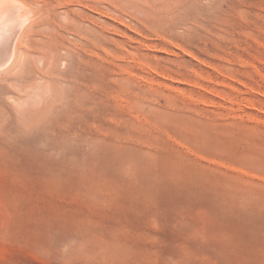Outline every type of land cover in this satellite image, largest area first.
<instances>
[{"label": "rangeland", "instance_id": "1", "mask_svg": "<svg viewBox=\"0 0 264 264\" xmlns=\"http://www.w3.org/2000/svg\"><path fill=\"white\" fill-rule=\"evenodd\" d=\"M173 1L29 29L61 83L28 121L51 69L0 75V264H264V0Z\"/></svg>", "mask_w": 264, "mask_h": 264}, {"label": "bare ground", "instance_id": "2", "mask_svg": "<svg viewBox=\"0 0 264 264\" xmlns=\"http://www.w3.org/2000/svg\"><path fill=\"white\" fill-rule=\"evenodd\" d=\"M83 1H85L84 3H88V5L86 6L85 4H83ZM107 1H109V0H0V75L2 74H7L8 73V75H12V76H14L15 74H16V72H17V70L18 69H21V70H19V72H24V71H29L30 69H28L29 68V66H32L33 64H36V63H38V64H40V65H38L40 68H42L44 71H45V69L46 70H48V69H51L49 72H50V76H48V75H42L41 77H38V78H34V79H28V77L29 76H27L26 74H25V72L23 73L24 75H26L27 76V79H24V80H27L26 81V83L25 84H23V85H16V84H14V83H11L12 85H13V89H14V87H19L18 89L20 90V88L22 89V91L23 92H20L19 90V92L20 93H23V94H25V90H27L28 88H31V90H29V92H32L31 93V95H21V96H23L22 98L20 97V98H16L17 100H16V104H18V105H21V106H19L18 107V109L17 110H19L20 112V115H22L23 116V118L25 119V120H28V119H26V118H29L30 119V117H28L31 113L33 114V112H34V109H33V107H35V106H37V105H43L44 106V101L43 100H47V98L48 97H50V98H48V100H47V102L46 103H48V101L50 102V100L49 99H51L52 98V96H49V95H52L53 94V92L56 94L57 92L56 91H58V90H60V89H57V88H59V86H60V83H61V78L59 77V69L57 70V67L54 65L55 63H53L52 64V66H50L51 65V62L53 61L52 59H53V54H54V51H53V49H52V46H51V42L49 43L48 42V40L46 41V40H44L45 38H43L44 37V35H42L43 37H42V39L43 40H41V42H39L38 40L36 41V39L35 38H33V37H31V35H30V31H29V29H34L35 27L38 29H40V30H42V31H45V30H49L50 28H49V24H47V25H39V27H37L38 25H36L37 24V21L42 17V18H44V16L45 17H51L49 14H50V9L52 10V8L53 7H55V4H56V6L57 7H61L62 6V8H60L61 10H60V12H58V10H57V12H58V14L56 13V17H57V21H58V19H61V21L60 22H63L64 23V21L66 22V24L67 25H77L79 22H78V14H79V9H81L82 8V5H84V6H86V9L88 10V11H90L91 13H94V14H96V15H98L100 18H101V20L102 19H112L113 21L115 20L116 21V19L117 18H114L113 16H115L113 13V16H112V14L110 15V14H108L107 12H103V11H100V9L98 10L96 7H100V5H104V4H106L107 3ZM112 1V0H111ZM118 1H121L123 4H127L128 6H130V7H134V8H137V9H139L140 7L142 8V7H144V5H146V6H152L151 4H153L154 2V4H156V2H158L159 3V5H161V4H163L164 6H165V4L167 5V4H169L171 1L172 2H174L173 0H118ZM178 1H180V0H178ZM176 2V1H175ZM183 2V1H182ZM90 3V4H89ZM58 4V5H57ZM93 6H92V5ZM117 4V3H116ZM52 5H53V7H52ZM97 5V6H96ZM163 5H161L162 7H163ZM83 6V7H84ZM108 6V5H107ZM109 6H111V5H109ZM156 6H157V4H156ZM156 6H155V8H156ZM50 7H52V8H50ZM57 7H55V8H57ZM116 7V6H115ZM122 7H125V6H122ZM166 7V6H165ZM101 8V7H100ZM108 8V7H107ZM169 8H171V7H168V9ZM176 8V7H175ZM179 8V7H178ZM185 8V7H184ZM85 9V8H84ZM116 9V8H115ZM144 9V8H143ZM143 9H140V11H142ZM157 9V8H156ZM159 9H161V8H159ZM86 10V11H87ZM102 10H104V9H102ZM109 10V9H108ZM119 10V9H118ZM132 10H134L133 8H132ZM107 11V10H106ZM135 11V10H134ZM144 11V10H143ZM147 11V10H146ZM146 11H144V12H146ZM159 11H161V10H159ZM111 12V11H110ZM114 12V11H113ZM136 12V11H135ZM123 14H124V12H123ZM126 14V13H125ZM136 14H138V13H136ZM189 14V13H188ZM119 15V14H118ZM95 16V15H94ZM148 16H149V13H148ZM116 17V16H115ZM123 17V16H122ZM121 17V18H122ZM135 17V16H134ZM52 18V17H51ZM54 18V17H53ZM82 18V17H81ZM128 18V17H127ZM151 18H153V17H151ZM86 19V18H85ZM96 19V18H95ZM111 19H110V21H111ZM119 19V18H118ZM123 19V18H122ZM63 20V21H62ZM54 21V20H53ZM124 21V20H123ZM52 22V21H51ZM95 22V21H94ZM55 23V22H54ZM63 23H62V26L61 27H63L64 25H63ZM92 23V22H91ZM122 23H124L125 24V22H122L121 20H119L118 21V23H117V25H116V28H118V29H120V26H122ZM59 24V23H58ZM88 25V24H87ZM84 26V25H83ZM95 26V25H94ZM99 26V25H98ZM124 26V25H123ZM126 26V25H125ZM127 26H129V25H127ZM137 26V25H136ZM51 27V26H50ZM53 27V26H52ZM67 26L65 25V28H66ZM72 27H74V26H72ZM88 27V26H87ZM146 27V26H145ZM35 28V30L36 31H39V30H37ZM49 28V29H48ZM54 28V27H53ZM60 28V27H59ZM64 28V27H63ZM71 28V27H70ZM83 28H86V26L85 27H83ZM82 28V29H83ZM103 28V27H102ZM105 28V27H104ZM114 28V27H113ZM126 28H128V27H126ZM131 28V27H130ZM130 28H129V30H130ZM71 29H73V28H71ZM94 29V28H93ZM133 29V28H132ZM131 29V30H132ZM153 29H155V28H153ZM152 29V30H153ZM66 30V29H65ZM149 30V29H148ZM41 31V32H42ZM96 31V30H95ZM133 31V30H132ZM136 31V30H135ZM150 31V30H149ZM155 31V30H154ZM153 31V32H154ZM27 32H29V35L27 34ZM65 32V31H64ZM69 32V31H68ZM80 32V31H79ZM112 32V31H111ZM121 32V31H120ZM119 32V33H120ZM134 32V31H133ZM137 32V31H136ZM156 32V31H155ZM57 33V32H56ZM72 33V32H71ZM115 33V32H114ZM122 33V32H121ZM121 33H120V35H121ZM73 34V33H72ZM96 34V33H95ZM139 34V33H138ZM54 35V34H53ZM75 35V34H74ZM99 35V34H98ZM33 36V35H32ZM36 36V35H35ZM46 36V35H45ZM112 36V35H111ZM127 36V35H126ZM141 36H142V34H141ZM41 37V36H40ZM58 37H59V35H58ZM118 37V36H117ZM124 37H125V35H124ZM159 37V36H158ZM39 38V37H38ZM48 38V37H47ZM46 38V39H47ZM93 38V37H92ZM64 39V38H63ZM106 39V38H105ZM130 39V38H129ZM128 39V40H129ZM66 40V39H65ZM64 40V41H65ZM107 40V39H106ZM106 40H105V42H106ZM131 40V39H130ZM133 40V39H132ZM24 41V42H23ZM113 41V40H112ZM133 41H135L136 43H137V41L134 39ZM132 41V42H133ZM22 42H23V44H22ZM69 42V41H68ZM98 42V41H97ZM104 42V43H105ZM114 42V41H113ZM127 42V41H126ZM144 42H146V41H144ZM165 42H166V40H165ZM33 43H35L36 45H39V46H41V47H44L45 49H47V50H51L52 51V54H51V56H52V58L50 57V55H49V58H45V56L43 55V53H41V51H33L31 48V46H34V45H32ZM111 43V42H110ZM168 43V42H167ZM170 43V42H169ZM55 44V43H54ZM139 44V43H138ZM172 44V43H171ZM170 44V45H171ZM57 45V44H56ZM101 45V44H100ZM173 45V44H172ZM27 46V47H26ZM94 46V45H93ZM115 46H117L116 44H115ZM144 46V47H143ZM143 48L144 49H146V48H150V47H152L151 49L153 50V46L152 45H145V44H143ZM175 46V45H174ZM177 46V45H176ZM179 46V45H178ZM35 48H34V50H38L37 49V47L36 46H34ZM77 47V46H76ZM120 47V46H119ZM173 47V46H172ZM55 48V47H54ZM57 48V47H56ZM55 48V49H56ZM85 48V47H84ZM100 48V47H99ZM124 48V47H123ZM176 48V47H175ZM42 49V48H41ZM57 50V49H56ZM69 50V49H68ZM85 50V49H84ZM104 50V49H103ZM151 50V51H152ZM44 51H46V50H44ZM50 51V52H51ZM109 51V50H108ZM150 51V50H149ZM59 52V51H58ZM65 52V51H64ZM105 52V51H104ZM153 52V51H152ZM184 52V51H183ZM89 53V52H88ZM50 54V53H49ZM56 54V53H55ZM54 54V55H55ZM92 54H93V52H92ZM95 54V53H94ZM109 54V53H108ZM107 54V55H108ZM184 54V53H183ZM63 55H65V54H63ZM62 55V56H63ZM110 55V54H109ZM128 55V54H127ZM133 55V54H132ZM192 55V54H191ZM111 56V55H110ZM112 57V56H111ZM75 58V57H74ZM120 58V57H119ZM190 58H192V56H190ZM193 58H195L194 56H193ZM48 59V60H47ZM62 59V58H61ZM113 59H114V57H113ZM50 60V61H49ZM52 60V61H51ZM64 60V59H63ZM76 60V59H75ZM100 60H102V59H100ZM127 60V59H126ZM128 60H132V61H134V62H136L135 61V58L134 57H131V59H129L128 58ZM124 61V60H123ZM50 62V63H49ZM60 62H61V60H60ZM64 62H65V60H64ZM127 62H129V61H127ZM57 63V62H56ZM60 64V63H59ZM20 65H21V68H20ZM66 65H67V63H66ZM113 65V64H112ZM144 65V64H143ZM142 66V65H141ZM72 67V66H71ZM143 67V66H142ZM141 67V68H142ZM39 68V69H40ZM45 68V69H44ZM144 68V67H143ZM37 69H38V67H37ZM145 69H147L146 71H151L152 70V72L153 71H155V70H153V68L151 69H149V67L147 66V67H145L144 68V70ZM43 70H41V71H43ZM110 70H112V69H110ZM123 70V69H122ZM40 71V70H39ZM104 71V70H103ZM123 72V71H122ZM125 72V71H124ZM158 72V71H157ZM157 72H156V74H157ZM33 73V72H32ZM45 73V72H44ZM52 73V74H51ZM155 73V72H154ZM153 73V74H154ZM30 74V73H29ZM7 75V76H8ZM101 75V74H100ZM155 75V74H154ZM157 75H159V74H157ZM156 75V76H157ZM161 75V74H160ZM6 76V77H7ZM22 76V75H21ZM61 76V75H60ZM79 76H80V74H79ZM5 77V78H6ZM77 77H78V75H77ZM159 77V76H158ZM21 78V77H20ZM89 78V77H88ZM160 78V77H159ZM163 78H164V76H163ZM171 78V77H170ZM7 79H8V77H7ZM81 79H82V77H81ZM164 79H166V77L164 78ZM21 80V79H20ZM82 81V80H81ZM174 80H172V82H173ZM177 81V80H176ZM78 80H76V79H74V85L77 87V90H79V84H78ZM83 82V81H82ZM178 83H179V80L177 81ZM64 83V82H63ZM176 83V82H175ZM6 84V83H5ZM8 84H10L9 82H8ZM65 84V83H64ZM109 84V83H108ZM115 84V83H114ZM62 85V84H61ZM68 85V84H67ZM11 86V85H10ZM65 86V85H64ZM121 86V85H120ZM66 87V86H65ZM2 88V87H1ZM61 88V87H60ZM92 89V88H91ZM11 90V89H10ZM34 90H35V93H34ZM245 90V92L246 93H256L257 94V92H254L253 91V89H251L250 87H247V88H245L244 89ZM16 91V90H15ZM36 91H37V93H36ZM18 92V93H19ZM52 92V94H50ZM36 94V95H34V94ZM9 94V93H8ZM11 94V93H10ZM9 94V95H10ZM32 94H33V96H32ZM49 94V95H48ZM260 94V93H259ZM258 94V95H259ZM2 95V94H1ZM4 95V94H3ZM7 95V94H6ZM8 95V96H9ZM39 95H42V98H41V102H39V103H41V104H37V105H35L37 102H35V101H33L35 98H37V99H35V100H38V97H39V99H40V97L41 96H39ZM18 96H20V95H18ZM45 96H47L46 98H43V97H45ZM56 96V95H55ZM55 96H53V98L55 97ZM10 98H11V95L9 96ZM103 97V96H102ZM263 97V96H262ZM10 98H9V100H10ZM106 98V97H105ZM62 99V98H61ZM8 100V101H9ZM84 100V99H83ZM121 100V99H120ZM39 101V100H38ZM51 101H52V99H51ZM62 101H63V99H62ZM91 101V100H90ZM97 101V100H96ZM95 101V102H96ZM99 101V100H98ZM122 101V100H121ZM11 102V101H10ZM64 102V101H63ZM62 102V103H63ZM78 102V101H77ZM14 103V102H13ZM44 103V104H43ZM52 103V102H51ZM80 103V102H79ZM82 103V102H81ZM123 103V102H122ZM1 104V103H0ZM11 104H12V102H11ZM14 105V104H13ZM41 105V106H42ZM77 105V104H76ZM83 105V104H82ZM105 105V104H104ZM130 105V104H129ZM15 106V105H14ZM46 106H49V105H46ZM60 106V105H59ZM39 107V106H38ZM61 107V106H60ZM47 108V107H46ZM46 108H45V110H46ZM81 108V107H80ZM14 109V108H13ZM39 109V108H38ZM87 109V108H86ZM15 110V109H14ZM33 110V111H32ZM47 110H48V108H47ZM84 110V109H83ZM113 110V109H112ZM116 110V109H115ZM2 111L3 110H0V113H2ZM32 111V112H31ZM55 111V110H54ZM62 111H63V109H62ZM3 112H5V111H3ZM15 112H16V110H15ZM31 112V113H30ZM45 112V111H44ZM43 112V113H44ZM48 112V111H47ZM52 112V111H51ZM30 113V114H29ZM38 113V112H37ZM74 113V112H73ZM77 113V112H76ZM91 113V112H90ZM121 113V112H120ZM3 115L4 114H6V113H2ZM17 114V113H16ZM53 114H55L54 112H53ZM52 114V115H53ZM51 115V114H50ZM56 115V114H55ZM91 115V114H90ZM94 115V114H93ZM121 115V114H120ZM33 116V115H32ZM42 116V115H41ZM39 117V116H38ZM52 117V116H51ZM73 117V116H72ZM86 117V116H85ZM96 117V116H95ZM104 117V116H103ZM2 118H4V117H2ZM49 118V117H48ZM47 118V119H48ZM55 118V117H54ZM101 118V117H100ZM33 119V118H32ZM39 119V118H38ZM46 119V120H47ZM52 119V118H51ZM34 120V119H33ZM29 121V120H28ZM30 121H32V120H30ZM42 121V120H41ZM85 121V120H84ZM83 121V122H84ZM95 121H97V120H95ZM18 122V121H17ZM35 122V121H34ZM34 122H32V123H34ZM38 122V121H37ZM45 122V121H44ZM8 123V122H7ZM108 123V122H107ZM30 124V123H29ZM72 124H73V122H72ZM51 125V124H50ZM86 125V124H85ZM110 125H111V123H110ZM123 125V124H122ZM126 125V124H125ZM40 126H42V125H40ZM87 126V125H86ZM34 127V126H33ZM33 127H31V128H33ZM37 127V126H36ZM126 127V126H125ZM29 128V127H28ZM76 128V127H75ZM61 130V129H60ZM84 130V129H83ZM95 130V129H94ZM120 130V129H119ZM123 130V129H122ZM66 131V130H65ZM69 131V130H68ZM71 131V130H70ZM85 131V130H84ZM92 132V131H91ZM102 132V131H101ZM72 133V132H71ZM97 133V132H96ZM113 133V132H112ZM127 133V132H126ZM101 134V133H100ZM58 135V134H57ZM76 135V134H75ZM74 135V136H75ZM113 136V135H112ZM116 137V136H115ZM107 138V137H106ZM119 139V138H118ZM59 140V139H58ZM117 141V140H116ZM127 141V140H126ZM130 141V140H129ZM91 143V142H90ZM122 143H123V141H122ZM94 144V143H93ZM134 144V143H133ZM89 149V148H88ZM122 152V151H121ZM171 168V167H170ZM174 168V167H173ZM175 170V169H174ZM193 175V174H192ZM177 185V184H176ZM100 197V196H99Z\"/></svg>", "mask_w": 264, "mask_h": 264}]
</instances>
